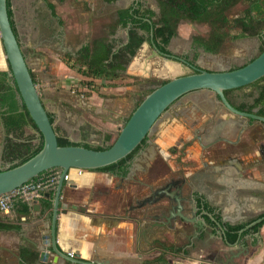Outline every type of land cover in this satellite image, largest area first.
Masks as SVG:
<instances>
[{
  "label": "crops",
  "instance_id": "1",
  "mask_svg": "<svg viewBox=\"0 0 264 264\" xmlns=\"http://www.w3.org/2000/svg\"><path fill=\"white\" fill-rule=\"evenodd\" d=\"M96 1L9 0L14 31L20 40L29 68L37 79V86L46 108L55 116L54 125L57 133L62 137L77 140L83 136L86 137L87 134L90 142H96L105 134L114 135L117 133L124 117L131 111L129 107H132L141 95V90L138 87L139 82L133 83L135 79L141 81L154 76L170 78L171 75L174 76V73H179L180 69L184 68L182 65L175 64L174 61H165L162 58H158L160 64L157 63L156 58H152L151 40L147 39L129 65L130 68L128 67L121 77L128 78L127 81L132 83L121 84L118 82L121 78L103 80L106 83L101 85L100 91L96 90V93L92 92L88 96L82 97L85 102L83 112L75 106L74 93L70 94L65 90L53 87L44 88V85L57 86L58 83L69 80L70 77L71 80H77L80 83H85V79H91L72 65L75 58L79 56L78 52L85 46L92 47L96 39L106 38L110 41L122 38L126 42L127 28H122L119 25L115 33H112L118 9L131 7L138 3L143 4L144 8L153 9L151 6H146L141 0H98V8H96ZM155 2L158 3L157 0ZM111 8L114 11L113 18L106 22L105 31L100 34L96 29V21L103 19L105 10L109 11ZM40 11L46 14V18L40 17L43 13L40 14ZM77 11H79L78 14ZM154 11L159 15V10ZM181 29L182 27L179 25L177 35L169 43V48L175 52L188 35L182 34ZM232 33L236 34L237 32ZM189 35L191 38V34ZM228 39L226 44L229 43ZM247 40L242 45L245 46L249 42V38ZM255 43H251L252 46L245 49L246 55L254 51V47L260 45L258 37ZM1 63V66H4L3 62ZM220 63H218L219 67H222L223 64ZM1 66L0 70H4L5 68ZM97 80L103 82L101 79ZM40 86L43 88L40 89ZM184 99L186 102L190 100L196 102L197 111L200 113L198 127L205 129L207 127L206 119L212 110L209 105L217 104L213 92L207 90L193 92ZM204 103L208 108L201 106ZM89 123L93 126H89ZM218 132L221 134L220 131ZM250 148L257 152L252 157L222 161L211 159L210 161L200 156L194 159L192 162L194 165L182 168L183 173L189 170L199 174L215 172L213 178L220 181L218 184L204 180L203 188L194 183L190 192L195 191L196 194L204 193V195L210 196L214 204H223L227 212L237 211L235 202L236 200L242 202L241 193L251 194L252 202L248 203L250 209L242 210L243 223H248L264 215V144H252ZM2 163L0 159V165ZM55 171L59 172V169L53 170L49 174L52 175ZM236 177L242 182H249L251 189L247 191L240 189L231 195L229 192L232 188L231 182ZM125 181L122 178L96 172V170L72 169L70 171L69 180L63 191L62 203H77L79 206L86 207V211L71 210L59 214L57 242L60 249L69 253H78L82 260H98L102 264H146V260L150 259H153L152 262H154L151 264L214 263L207 252L208 244L197 247L198 240L203 238V234L202 231L197 233L196 226L178 225L175 231H161L160 233L164 232L163 236L159 237L158 234L156 237L159 238V241L167 243L173 252L164 254H160V252L153 255L151 254L153 252L149 251L150 240L145 236L142 224H135L124 217L125 207L119 205L118 199L107 201L96 208V187L99 190L113 188V185L119 183L118 188L115 189L120 190ZM74 193L76 196L71 198ZM83 195L85 198H82ZM48 196L46 193V200L49 199ZM36 203L40 205L39 208H34ZM25 207L30 211L25 212ZM51 212L52 208L44 207L42 199L29 203L18 198L14 200L9 213L0 210V264H24L21 257L22 248L27 249L28 257L32 255V252L37 254V259L33 261V264H73L60 257L55 261V254L50 242L43 238L50 229ZM5 225L7 226L5 227ZM249 231H246L242 237L249 253L237 257L236 261L240 264H264V224L255 233H248ZM215 232L214 229H211L210 236L212 237ZM211 239L214 242V238ZM202 242L204 243V241ZM47 246L49 257L41 260V249ZM238 248L240 249L241 245L233 247V250Z\"/></svg>",
  "mask_w": 264,
  "mask_h": 264
},
{
  "label": "flooded vegetation",
  "instance_id": "2",
  "mask_svg": "<svg viewBox=\"0 0 264 264\" xmlns=\"http://www.w3.org/2000/svg\"><path fill=\"white\" fill-rule=\"evenodd\" d=\"M142 6L144 7L143 4ZM195 36L196 35H193L191 37V49L197 48L203 50L205 53L210 54V52L206 51L204 47L195 43ZM256 37L260 39L259 36ZM146 40L138 48L135 55L132 56L123 74L127 71L131 62L140 52ZM150 40L152 43L151 54L153 59H164L163 55H168L171 58L174 57L173 59L178 58L180 60H183L185 61V63H182V66L188 69L187 73L194 72L196 71V69L218 70L220 68L203 66L199 64L197 60L192 58L187 52H175L169 48V45L167 46L168 50L170 51L169 53L160 50V48L153 41L152 32ZM127 41L128 36L126 42ZM226 41L227 39L223 43V46L226 45ZM223 46L221 47V50ZM260 46L261 40L260 45L258 47H255L257 48L256 51L258 52V54L261 52ZM254 51H251L250 54L245 55L243 58L240 57L243 61H239L240 58L232 57V64H230L227 69L239 67L246 61L249 62V60L258 55H254L256 53ZM11 77L12 76L8 73V80ZM91 79L96 80L99 78L94 77ZM168 79L169 78L154 76L147 77L141 81L139 80L140 82L138 84V87L141 90V93L145 92V94H141L137 102L141 98L143 99L146 94L151 92L154 88L163 84H160V82L167 81ZM263 84L264 81H260L259 79L251 84H247L242 87L225 90V95L229 102L240 112L246 114L236 113L228 109L221 101H217V97L213 92L217 104L209 105L212 110L210 111L211 113H209V116L206 119L207 121L205 123L207 127L205 129H201L198 127L200 113L197 111L198 106L196 105L195 101L190 100L186 102L184 98L187 96H184L183 98L175 101L169 107L168 113L161 115L154 132L151 135H147L137 146V148L129 154L130 156L128 155L127 157H125V170H122L121 168H116L115 171L98 170L99 168L93 169L96 170V172H101L110 177L122 178L126 180L125 184L123 183L122 187H120V190L115 189L116 187L118 188L119 183L113 185V188L110 187L99 190L96 187V208L100 207V205L106 203L107 201L111 202L118 199L117 201L118 203H120L119 205L125 207L124 217L129 221L135 222V224H142L143 230H145V236L150 240L149 251L150 253L153 252L151 253L153 255H156V253L160 252V254L173 252L172 249L167 246V243L159 241V238L156 237L158 234L159 237H162V233L165 232L164 230L175 231L178 225H182L184 227L187 225H192L196 226L197 233L202 231L203 234V238L198 240L197 247L200 245H209V247H207V252L209 254V257L213 259V264H240V262L236 261V258L249 253L247 246L242 241V237L248 230H250L248 233L257 232L254 231L255 225L246 229L241 235L238 233L239 237L235 242L229 241L226 237V233L229 230V226H233L230 224V221L232 219L237 220L238 218V223L234 225L246 224L244 227H246L250 222L254 220L248 223H243L241 218L242 214L238 211H235L234 213L227 212L223 204H214L210 196H206L204 195V193L201 194V196L199 194H196L195 191L190 192V188L194 183L200 185V187L203 188L204 180H206L207 182L212 181L218 184L220 181H217L215 178H213L215 172H203L199 174L189 170L188 172L183 173L182 168H188L190 165H194L192 162L195 158H198L200 156L201 158H206L210 161L211 159L214 161H222L226 159L238 160L240 158H246L248 156L252 157L255 155L254 153H257L256 151H253L250 146L252 144L257 145L258 143L264 144V121L248 116V114L264 117L263 106L262 104L257 103V99L261 95ZM204 91H206V89H204ZM74 95L75 106L78 110L83 112L85 102H83L82 97H85V95L83 94V96L81 97L76 93H74ZM137 102L132 105L133 109L132 107H129V110H131L130 113L124 117L122 125L114 135L111 133L109 135L105 134L103 138L98 139L96 142H90L87 134L86 137L83 136L79 140L72 139L70 137L64 138L68 139L70 142L75 143L72 145L106 147L115 141L121 127L137 107ZM201 106L204 108H208V106H206V103L202 104ZM48 113L49 116L53 118V121L51 122H55V116L49 111ZM88 125L93 126L90 123ZM0 127L1 129H3V133L5 134L4 136H6L3 123H0ZM35 130L37 131V136L34 135L33 142L34 140L38 142L43 137L40 134L39 130ZM218 131H220L221 134H219ZM9 135L12 136L11 133ZM57 135L58 137H62L58 133ZM2 152L3 149L0 154L1 160ZM2 162L3 163L0 165L1 168L7 165V163H4L3 160ZM72 169L83 171L78 168H71L67 173L68 175L70 174V171ZM53 170L57 169H51L49 172ZM180 171L182 172L180 173ZM49 172L42 174L41 176L37 177V179L41 177L51 176ZM60 172L61 170L59 169V172L55 171L52 174L57 176L56 180L46 191L42 193L41 197L35 200L42 198L46 199L45 195L47 193L49 195L48 200L51 201L52 208L56 192L57 180L59 177L58 174H60ZM65 180L68 182L69 177ZM199 182L202 183L200 184ZM83 197L84 195L82 196V198ZM262 216L264 215L259 216V218ZM224 217H226L227 220H224ZM218 222H220L222 226L218 225ZM244 227H242L241 229H243ZM211 229H214L216 231V234L214 233L212 237L209 234ZM224 229L226 230L225 232ZM161 231L164 232L160 233ZM211 238H214V242L211 241ZM202 241H204V243ZM238 244L241 245V248L233 250V247L237 246ZM243 244L246 246V250H243ZM232 253H238V256H234L232 255ZM48 257L44 258V260ZM146 261V264L154 263L152 262L153 259Z\"/></svg>",
  "mask_w": 264,
  "mask_h": 264
},
{
  "label": "water",
  "instance_id": "3",
  "mask_svg": "<svg viewBox=\"0 0 264 264\" xmlns=\"http://www.w3.org/2000/svg\"><path fill=\"white\" fill-rule=\"evenodd\" d=\"M0 45L3 60L7 64V68L4 70H8L9 74L14 77L21 101L25 104L43 137V146L37 154L18 165L11 166L8 164L5 168L0 167V195L13 191L46 171L54 168L60 169L61 172L57 180L53 200L50 229L43 238L50 242L52 251L55 254V261L60 257L73 264L101 263L97 260H82L79 258L78 253H69L58 246L57 226L59 214L71 210H86L77 203H62L63 191L67 183L65 175L71 168L93 170L114 164L127 157L147 135L154 132L161 115L168 113L169 107L175 101L192 92L204 89L212 91L215 93L217 101H221L233 112L242 113L229 102L225 90L251 84L264 76V50L251 61L236 68L227 69L222 66L218 70L196 69V71L187 74L174 73L175 75L165 83L146 94L121 127L115 141L108 148L98 150L84 145H59L54 122H51L44 100L34 82L20 40L14 31L8 9V0H0ZM163 57L165 61H174L178 65L185 63L183 60L173 59L174 57L171 58L168 55H163ZM248 116L264 121L262 116L250 114ZM231 186L232 188L229 191L231 195L240 189L242 191L251 189L249 182H242L238 177L232 180ZM75 196L76 194H72L71 198ZM240 197L242 202L236 200L235 204L237 211L243 214V209H250L248 203L252 202V195L241 193ZM39 206L36 203L34 208H39ZM224 220H227L226 217H224ZM263 220L264 216L250 222L239 231V234L241 235L246 229ZM237 221L238 218L237 220L232 219L230 224L234 225L238 223ZM217 224L222 226L220 222ZM242 247L243 250L247 249L244 244ZM46 249L48 250V246L41 249V260L49 255ZM238 253H232V255L238 256Z\"/></svg>",
  "mask_w": 264,
  "mask_h": 264
},
{
  "label": "trees",
  "instance_id": "4",
  "mask_svg": "<svg viewBox=\"0 0 264 264\" xmlns=\"http://www.w3.org/2000/svg\"><path fill=\"white\" fill-rule=\"evenodd\" d=\"M157 2L159 15L151 8H144L140 3L118 9L117 19L112 26V33H115L119 25L122 28H128V41L124 43L122 38L110 41L106 38L96 39L92 47L85 46L78 52L79 56L75 58L72 67L91 78L96 77L104 80L121 78L141 44L146 39H151V32L154 43L160 50L169 53L167 46L171 39L177 35L181 21L202 23L209 26L207 36L196 35L195 43L210 53H218L228 38L254 36L260 37V50H264V0H157ZM238 4H245L241 14L231 16L230 11ZM9 14L11 16L10 9ZM236 30L237 33L233 34L232 31ZM8 73V70L0 71V123H3L6 132L2 160L4 163L15 166L37 154L43 146V138L38 142H33L34 137L31 135L24 139H16L9 135L15 131L21 132L26 125H31L37 130L38 128L25 104L21 101L14 77L12 76L8 80ZM32 76L36 83L33 73ZM260 81H264V76ZM165 82H160V84ZM141 100L142 98L136 106ZM257 103L262 104L264 110V84ZM51 121H53L52 117ZM58 143L59 145L75 144L64 137H58ZM110 145L106 147L85 146L102 150ZM125 159L98 170L115 171L116 168L125 170ZM36 179L37 177L34 178V180ZM42 201L46 208H51L50 200L42 198ZM24 211L28 212L30 209L25 207ZM263 224L264 220L255 225L254 231H257ZM245 225L229 226L226 233L228 240L235 242L239 237V230ZM26 253H28L27 249L22 248L21 257L24 264H33V261L37 259V254L32 252V255L28 257Z\"/></svg>",
  "mask_w": 264,
  "mask_h": 264
},
{
  "label": "rangeland",
  "instance_id": "5",
  "mask_svg": "<svg viewBox=\"0 0 264 264\" xmlns=\"http://www.w3.org/2000/svg\"><path fill=\"white\" fill-rule=\"evenodd\" d=\"M146 6H151L154 10H159V7L157 6L158 3L156 4L155 0H141ZM28 2V1H27ZM99 6V2L98 0L96 1V8H98ZM245 4H238L237 6H235L231 11H230V15L231 16H236V15H240L243 8H244ZM80 10H81V6H80ZM79 10V11H80ZM97 10V9H96ZM79 11H77V14L79 13ZM43 11H40V14ZM65 12V11H64ZM113 9L111 8L109 11L106 9L104 14V18L101 20L96 21V26H97V31L98 33H103L105 31V26H106V22L110 19L113 18L112 14H113ZM63 13V12H62ZM102 14V13H101ZM45 13L43 12L40 17H42V19L46 18L45 17ZM182 27V34H188L187 37H185L184 42H182L183 44H181L180 48L176 49L177 52L181 53V52H187L188 54H190V56L192 58H194L195 60L198 61L199 64L203 65V66H209L212 68H219V62H221L220 64H223L221 66L223 67H229L231 63V58H240V57H244L246 55V50L248 47H251L253 43L256 42L257 37H240L238 39H228V42L226 45L223 46L222 50L218 53V54H214L213 56L209 53H205L203 50L200 49H195L192 48L191 49V38L190 35H200V36H204L206 37L208 32H209V26L207 24H202V23H192L189 21H181V23L179 24ZM185 31V32H183ZM234 33H236V31H232ZM189 36V37H188ZM247 38H249V42H247V44L242 45L244 41L247 40ZM234 41V42H232ZM248 41V40H247ZM246 43V42H245ZM252 43V44H251ZM256 44V43H255ZM255 48V47H254ZM257 48H255L256 52L254 55H257L258 52L256 51ZM0 51H2L1 49V45H0ZM235 52H237V55H235ZM1 58L2 57V52L0 53ZM242 58H240L239 61H243L241 60ZM3 61V65L1 66L3 68H7V64L5 62V60ZM155 61L157 63H159L158 59H155ZM247 62V61H246ZM244 62V63H246ZM243 63V64H244ZM160 64V63H159ZM242 64V65H243ZM75 70V69H74ZM188 72V69L183 68L180 69L179 73L185 74ZM172 77V75H171ZM102 81L104 79H101ZM128 78H121L120 81H118L121 84H131L132 82L127 81ZM85 83H80V81H75V80H71V77L69 78V80H64L62 83H58L57 86H51V85H44L45 87H53L54 89H60V90H65L68 93H76L78 94V96H83V94L86 96H88L90 93L97 91H100L102 89V84H105L106 82H101L100 80H92V79H85L84 80ZM140 82L138 79H135L133 83H137ZM90 83V84H89ZM108 84V83H107ZM43 88V86H40V89ZM111 94V93H110ZM141 94H145V92L141 93ZM75 96V95H74ZM92 120V119H90ZM0 154L1 151L3 149V145H4V133H3V129H1L0 127ZM37 134V131L31 127V126H25L21 132L15 131V132H11V135L16 138V139H24L26 136L31 135L34 137V135ZM37 136V135H36ZM34 142H36L34 140ZM1 157V156H0ZM1 159V158H0ZM8 165V163H7ZM5 165V167L7 166ZM3 167V168H5Z\"/></svg>",
  "mask_w": 264,
  "mask_h": 264
},
{
  "label": "built area",
  "instance_id": "6",
  "mask_svg": "<svg viewBox=\"0 0 264 264\" xmlns=\"http://www.w3.org/2000/svg\"><path fill=\"white\" fill-rule=\"evenodd\" d=\"M68 177L69 175L66 174L65 179H68ZM56 178V175H51L49 177L31 180L11 192L0 195V210L9 213L12 210L16 198L24 202L32 203L35 199L42 196V193L54 183Z\"/></svg>",
  "mask_w": 264,
  "mask_h": 264
},
{
  "label": "bare ground",
  "instance_id": "7",
  "mask_svg": "<svg viewBox=\"0 0 264 264\" xmlns=\"http://www.w3.org/2000/svg\"><path fill=\"white\" fill-rule=\"evenodd\" d=\"M2 60H3V58L0 57V66L2 65V63H1V62H3Z\"/></svg>",
  "mask_w": 264,
  "mask_h": 264
}]
</instances>
